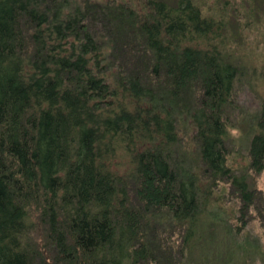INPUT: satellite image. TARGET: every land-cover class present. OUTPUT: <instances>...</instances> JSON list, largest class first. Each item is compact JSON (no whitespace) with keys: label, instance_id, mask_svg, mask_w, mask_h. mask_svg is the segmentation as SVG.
I'll list each match as a JSON object with an SVG mask.
<instances>
[{"label":"trees","instance_id":"trees-1","mask_svg":"<svg viewBox=\"0 0 264 264\" xmlns=\"http://www.w3.org/2000/svg\"><path fill=\"white\" fill-rule=\"evenodd\" d=\"M200 7L0 0V264H195L218 189L235 206L211 221L264 226V189L228 164L239 69ZM255 126L260 172L264 101Z\"/></svg>","mask_w":264,"mask_h":264},{"label":"rangeland","instance_id":"rangeland-1","mask_svg":"<svg viewBox=\"0 0 264 264\" xmlns=\"http://www.w3.org/2000/svg\"><path fill=\"white\" fill-rule=\"evenodd\" d=\"M174 2L176 0H168ZM202 10L220 18L225 51L239 69L233 100L226 107L228 164L236 174L244 175L250 185L264 189V170L247 166L246 147L257 132L256 118L264 101V0H194ZM227 191L216 190L212 201L200 217L199 231L193 241L190 259L195 264H264V226L255 222L238 236L232 235L223 221H211L210 212L230 211L235 203ZM221 214L220 217H222ZM226 217V213L224 214ZM228 218V217H226ZM231 222V219L228 220ZM227 222V224H229ZM230 225V224H229ZM255 240L261 243L254 247ZM236 241V242H235ZM247 251L241 252L239 247ZM242 254H248V258ZM228 260V261H227ZM128 264V263H125Z\"/></svg>","mask_w":264,"mask_h":264}]
</instances>
